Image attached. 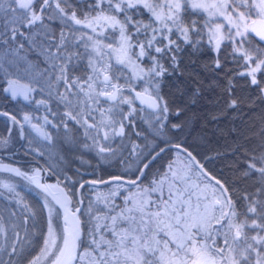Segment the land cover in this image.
Listing matches in <instances>:
<instances>
[{
  "label": "snow or ice",
  "instance_id": "1",
  "mask_svg": "<svg viewBox=\"0 0 264 264\" xmlns=\"http://www.w3.org/2000/svg\"><path fill=\"white\" fill-rule=\"evenodd\" d=\"M0 13L2 91L28 101L47 89V99L36 103L56 123L45 115L44 125L71 130L70 145L95 149L101 159L126 149L138 162L135 179L81 183L65 174L55 184L42 182L45 169L0 163V173L12 174L0 188L23 210L0 209V264L18 258L23 264H264V127L235 133L244 141L235 149H243L239 179L255 177L251 188L222 183L183 143L160 139L183 132L199 116L187 113L201 101L205 124L253 104L237 95L234 81L244 79L264 103V48L250 40L255 34L264 42V0H0ZM205 51L211 56L201 63ZM209 89L215 94L206 99ZM0 115L20 124L15 115ZM44 125L31 127L50 142ZM173 150L149 179L152 163ZM12 177L43 197L38 251L31 243L36 213ZM77 184L109 191L85 198Z\"/></svg>",
  "mask_w": 264,
  "mask_h": 264
},
{
  "label": "trees",
  "instance_id": "2",
  "mask_svg": "<svg viewBox=\"0 0 264 264\" xmlns=\"http://www.w3.org/2000/svg\"><path fill=\"white\" fill-rule=\"evenodd\" d=\"M80 5L85 4V0H79ZM4 14L0 13V27H2V21L4 20ZM56 22H54L55 24ZM254 42L258 44H263L262 41L255 38L251 35L250 37ZM211 54L207 51L203 52L200 55V62L205 63L210 59ZM231 66V65H229ZM223 76V73H221ZM0 80H2V75L0 74ZM206 89L210 84H213V78L207 77L203 81ZM236 84L237 95L244 98L246 101L249 98H252L255 102L243 108L240 113H230L227 117H221L218 122L205 124L203 119V112L206 110V105L204 101H201L200 104L191 108L187 113L188 116H192L193 113H198L199 116L189 119L186 127L183 132H177L172 130L166 132L160 139H168L172 137V142L183 143L190 151L196 155L197 159L204 165L205 169L210 172L212 175L217 177L226 185H235V182L239 180V185L246 188H251L255 184V177H251L247 180H240V169L243 167L244 157L242 156L243 149L240 151H235L239 144H243L242 139H238L235 135L236 130L239 129L240 133L244 136H248L251 133L249 129H255L258 131L261 127H264V103H261L256 99V91L254 88L248 85L244 79L234 81ZM165 92H168L169 89L166 87ZM219 91V89H215ZM215 92L211 89L207 90L205 93L206 99H211L214 96ZM43 98L47 99V93L41 94ZM46 108V106H44ZM49 107L53 111H56L55 104H50ZM4 108L2 101V94L0 91V109ZM49 120L56 123V117L51 116V113L47 112ZM185 119V117H180L177 120L175 117H170V123H180ZM0 136H3L5 133L4 115H0ZM141 128H144L145 125L140 124ZM45 128L52 133L54 139L52 141H44V143L49 147L53 152V156H58V165L61 168V171H57L55 168L52 169L49 167L47 161L43 156H40L32 148L35 147H25L27 143V135L25 140L18 146H8L3 148L2 151L9 153L11 155H16L22 158L25 157H34L39 161L38 166L44 167L47 169V176L49 179H60L64 180L65 174L72 177L73 180L80 181L79 178L84 177L85 175L76 170V168L86 169L89 172L90 177L101 178L109 174H122L128 177L135 175V169L138 166V162L133 169L129 171L123 170L121 167L132 162L135 157H130L129 152L125 149L122 151V156L118 154L116 157L106 156L104 159H100L94 155L91 149L77 148L74 145H70L66 137H71L73 135L72 131L69 130L65 132L63 128L53 129L50 125H45ZM231 130V131H230ZM139 144H144L145 141L138 140L136 141ZM32 140V144H36ZM127 145L128 141L123 142ZM149 147L152 145V137H148ZM159 143V140L156 141ZM148 149H145L147 152ZM174 151L161 154L151 165L149 170V179L151 178V173L155 172L157 169H162L164 163L168 162L173 158ZM124 159L126 162H121ZM86 160V162H85ZM23 161V160H22ZM25 163H22L23 169L27 168L26 160ZM37 166V165H36ZM68 183L67 181H64ZM147 182V180H145ZM17 191L21 193L24 199L28 204L32 205V211L36 213L30 223L36 225L35 232L32 234V245L38 251V236L41 230L44 228L45 223V209L42 208L43 201L33 190L25 188L23 186H17ZM80 192L83 193L84 197L87 198L89 195V187L86 186L85 189H81ZM0 209L7 207H14L18 214H23V210L19 205L16 204L15 200L8 199L9 194L4 192L0 188ZM87 203V200L85 201ZM23 235V233H21ZM36 252H32L34 255ZM7 259V257H4ZM18 264H23L22 260L18 258Z\"/></svg>",
  "mask_w": 264,
  "mask_h": 264
},
{
  "label": "flooded vegetation",
  "instance_id": "3",
  "mask_svg": "<svg viewBox=\"0 0 264 264\" xmlns=\"http://www.w3.org/2000/svg\"><path fill=\"white\" fill-rule=\"evenodd\" d=\"M42 67L43 66L40 65V68ZM4 84L6 83L2 77V80H0V91L2 94V101L4 104V108L0 110H4L8 112L10 116L15 115L17 117V120L20 121V124H15L9 119V117L4 116V121H2L3 122L2 124L5 125V133L3 136L5 138H8L9 144H10L9 146L11 145L18 146L22 143L23 140H25L26 135H27L26 140L28 142L27 143L28 145H25V147L27 148L35 147V144H32V140H34L35 142H38L42 139L37 136L36 132L32 129L31 124L44 125V121L42 118L45 115H47V111L44 105H39L36 103V101H39L45 98H43L41 94L34 92L32 93V98L28 101L24 100L23 97H17L15 100H13L10 97L9 93H5L2 91ZM33 87H38V86L33 84ZM25 114H29L32 117L31 123L24 121L23 117ZM0 124H1V121H0ZM21 126L23 127V132H24L23 138H21ZM2 149L3 148H0V159L1 160L12 161L16 164L21 163V165H23L22 163H25L24 160H26V163H27L26 165L28 167L25 169H29V170H31L33 165H37V166L40 165L39 161L34 157L22 158L16 155H11L9 153H6L5 151H2ZM88 174L89 172L87 174H84L85 175L84 177H90ZM48 179H49L48 176L45 175L43 180H48Z\"/></svg>",
  "mask_w": 264,
  "mask_h": 264
},
{
  "label": "rangeland",
  "instance_id": "4",
  "mask_svg": "<svg viewBox=\"0 0 264 264\" xmlns=\"http://www.w3.org/2000/svg\"><path fill=\"white\" fill-rule=\"evenodd\" d=\"M252 36H254L255 38H257V39H259L260 40V38L259 37H257V36H255V34H252ZM250 40H251V43H252V46L253 47H257V46H259V47H261V48H264V42H263V44H258V43H256V42H254L251 38H250ZM261 41V40H260ZM33 59H35V54H33V57H32ZM40 65H42L43 66V64L41 63ZM2 75V74H1ZM44 93H47V89H45V91H44ZM47 130V129H46ZM0 138H3V139H7V144H4V143H2V142H0V148H6V147H8L10 144H9V140H8V138H5L4 136H0ZM46 142V141H45ZM35 146H37L35 149L34 148H32L35 152H37V154H39V153H43V158H45V160L47 161V163H48V165H49V167L50 168H52V169H56L57 171H61V168H59V165H58V156L56 155H54L53 156V152L49 149V147L44 143V140L42 139V140H40V141H38L36 144H35ZM84 149H86V148H84ZM91 151L94 153V155H96V157H98V158H100L99 157V155L97 154V152H96V150L95 149H91ZM40 155V154H39ZM41 156V155H40ZM175 156V151H174V155H173V157ZM101 159V158H100ZM136 159V158H135ZM135 159L133 160V161H135ZM102 160V159H101ZM130 162V163H128L127 165H125V166H123V167H121L123 170H125V171H129V170H131V169H133L134 168V166L136 165V162ZM85 162H86V160H85ZM0 163H3V164H8V165H12L13 167H18V168H21L22 170H26V171H31V170H29V169H23V167H22V165H21V163H18V164H16V163H14V162H12V161H7V160H1L0 159ZM168 162H166V163H164V165L163 166H165L166 164H167ZM33 168H37L36 167V165H33V167L31 168V169H33ZM12 176V174H6V173H0V180H4V179H7V178H9V177H11ZM81 179V177L79 178V180ZM12 180H13V182L14 183H16L17 184V186H23V187H25V188H28V189H31V190H33L36 194H38V196L42 199V201H43V197H42V195H41V193L39 192V190L38 189H36L35 188V186L34 185H31V184H29L27 181H22L20 178H17V177H12ZM145 183H147V182H145ZM4 192H7L5 189H3V188H1ZM90 191H93V192H95V191H99V192H101V193H107L108 191H109V188L108 187H105V186H103V185H101V186H99L98 188H96V189H91V188H89V192ZM121 191H123V190H121ZM117 203H119V200H117ZM86 210V209H85ZM46 209H45V213H46ZM36 254V253H35ZM34 254V255H35Z\"/></svg>",
  "mask_w": 264,
  "mask_h": 264
},
{
  "label": "water",
  "instance_id": "5",
  "mask_svg": "<svg viewBox=\"0 0 264 264\" xmlns=\"http://www.w3.org/2000/svg\"><path fill=\"white\" fill-rule=\"evenodd\" d=\"M7 85L4 84V87H6ZM3 87V88H4ZM3 112H6L4 110H0V113H3ZM8 113V112H7ZM171 144H175V143H178V142H172L170 141ZM164 145L161 144V147H163ZM158 150V149H157ZM190 151V150H189ZM37 168H41V169H45L46 171L42 172L41 175L44 179V176L47 174V169L44 168V167H40V166H36ZM77 171H79L80 173L82 174H87L88 173V170L86 169H81V168H76ZM26 171V170H24ZM210 173V172H209ZM211 174V173H210ZM212 175V174H211ZM114 176H122L125 180H130V179H135L136 178V174L134 176H131V177H128V176H125V175H122V174H118V173H114V174H109L105 177H101V178H94V177H84L82 178L79 182L83 183L84 181H90V180H94V179H104V180H109L110 178L114 177ZM214 176V175H212ZM217 178V177H216ZM218 179V178H217ZM220 180V179H219ZM221 181V180H220ZM42 182L44 183H48V184H55L57 182V179H48V180H43ZM222 182V181H221ZM76 189L80 192V189H79V184L76 185Z\"/></svg>",
  "mask_w": 264,
  "mask_h": 264
}]
</instances>
